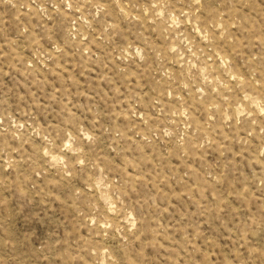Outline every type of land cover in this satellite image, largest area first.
<instances>
[{
  "label": "rangeland",
  "instance_id": "rangeland-1",
  "mask_svg": "<svg viewBox=\"0 0 264 264\" xmlns=\"http://www.w3.org/2000/svg\"><path fill=\"white\" fill-rule=\"evenodd\" d=\"M0 264H264V0H0Z\"/></svg>",
  "mask_w": 264,
  "mask_h": 264
}]
</instances>
